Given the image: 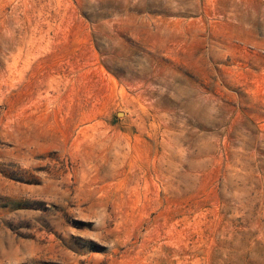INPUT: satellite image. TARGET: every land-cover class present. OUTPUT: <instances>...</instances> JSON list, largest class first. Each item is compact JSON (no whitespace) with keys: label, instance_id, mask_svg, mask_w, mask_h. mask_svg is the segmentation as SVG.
Listing matches in <instances>:
<instances>
[{"label":"rangeland","instance_id":"obj_1","mask_svg":"<svg viewBox=\"0 0 264 264\" xmlns=\"http://www.w3.org/2000/svg\"><path fill=\"white\" fill-rule=\"evenodd\" d=\"M0 264H264V0H0Z\"/></svg>","mask_w":264,"mask_h":264}]
</instances>
